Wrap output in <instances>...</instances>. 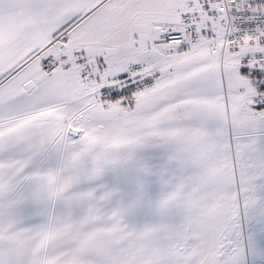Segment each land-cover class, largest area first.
Returning a JSON list of instances; mask_svg holds the SVG:
<instances>
[{"label": "snow or ice", "instance_id": "snow-or-ice-1", "mask_svg": "<svg viewBox=\"0 0 264 264\" xmlns=\"http://www.w3.org/2000/svg\"><path fill=\"white\" fill-rule=\"evenodd\" d=\"M0 264H264V0H0Z\"/></svg>", "mask_w": 264, "mask_h": 264}]
</instances>
